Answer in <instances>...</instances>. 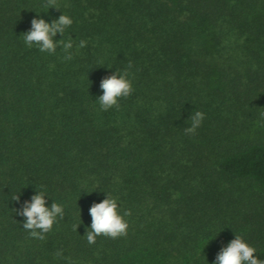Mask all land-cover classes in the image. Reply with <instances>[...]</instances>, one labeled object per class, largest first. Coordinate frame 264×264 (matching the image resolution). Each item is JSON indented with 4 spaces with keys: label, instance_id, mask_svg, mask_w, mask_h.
Instances as JSON below:
<instances>
[{
    "label": "trees",
    "instance_id": "trees-1",
    "mask_svg": "<svg viewBox=\"0 0 264 264\" xmlns=\"http://www.w3.org/2000/svg\"><path fill=\"white\" fill-rule=\"evenodd\" d=\"M44 3L0 0V264H215L236 235L264 260V0ZM63 14L72 60L26 45ZM129 62L133 93L101 110ZM38 191L65 213L44 240L15 212ZM108 195L128 235L90 245Z\"/></svg>",
    "mask_w": 264,
    "mask_h": 264
},
{
    "label": "clouds",
    "instance_id": "clouds-1",
    "mask_svg": "<svg viewBox=\"0 0 264 264\" xmlns=\"http://www.w3.org/2000/svg\"><path fill=\"white\" fill-rule=\"evenodd\" d=\"M43 7L58 10V0H45ZM72 24L73 20L65 14L51 23L44 19L34 18L31 21V29L22 37L29 48L35 44L40 52L55 54L58 48L62 49L65 53L64 60L70 61L73 59L72 40L62 39L57 42L55 37L58 34L63 36L65 30ZM86 46L87 41L81 40L78 48ZM132 68L133 64L129 62L123 71L117 69L114 74L102 79L100 88L103 94L98 98L101 110L107 111L112 108L118 110L120 100L133 93L132 81L129 79ZM204 119L203 112L194 111L188 120L191 125L184 128L185 135H195ZM45 197L44 191H38V194L33 195L29 201H25L22 207L15 211L16 215L25 218L23 228L30 232L31 237L39 240L45 239V234L49 233L58 222L57 218L64 219L65 216L63 205L53 202L51 207H47ZM12 200L19 203L20 196L13 195ZM89 214L92 223L85 238L90 245L96 244L99 236L117 239L128 235L130 225L126 217H130L132 213L131 210H122L116 198L108 195L102 202L94 203L89 209ZM79 226L73 225V231H77ZM255 253L254 247L249 246L243 237L236 235L235 239L218 253L215 264H264V260L258 259ZM56 256H62V252H57Z\"/></svg>",
    "mask_w": 264,
    "mask_h": 264
}]
</instances>
